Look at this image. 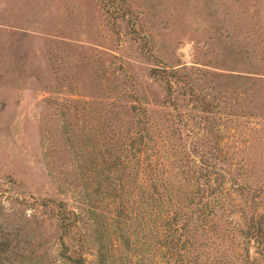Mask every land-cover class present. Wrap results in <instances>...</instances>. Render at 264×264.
Wrapping results in <instances>:
<instances>
[{
  "label": "rangeland",
  "instance_id": "1",
  "mask_svg": "<svg viewBox=\"0 0 264 264\" xmlns=\"http://www.w3.org/2000/svg\"><path fill=\"white\" fill-rule=\"evenodd\" d=\"M123 1L122 15L103 0H0V264H68L62 251L73 247L95 264L99 223L117 203L131 211L133 196L113 201L96 179L73 176L67 120L52 100L71 98L87 115L73 129L87 146L98 124L116 122L115 133L141 120L138 141H159L164 164L173 156L161 141L187 146L211 125L237 181L264 185V0ZM182 64L206 73L208 125L197 104L162 105L163 82L148 73ZM59 207L72 209L71 230L57 224ZM132 223L117 229L131 236ZM254 246L238 237L235 251L264 264Z\"/></svg>",
  "mask_w": 264,
  "mask_h": 264
},
{
  "label": "trees",
  "instance_id": "2",
  "mask_svg": "<svg viewBox=\"0 0 264 264\" xmlns=\"http://www.w3.org/2000/svg\"><path fill=\"white\" fill-rule=\"evenodd\" d=\"M103 1L111 4L114 12H129L123 0ZM148 73L163 82L162 105L178 111L188 103L197 104L203 121L209 124L216 107L205 92L206 87L211 88L205 72L198 69L193 73L192 67L186 69L182 64L150 67ZM52 101L67 120L64 126L69 130V148L75 151L73 176L83 183L96 179L113 201L133 196L129 213L117 203L114 217L99 223L106 230H97L93 241L95 264H260L247 248L244 253L235 251L238 237L255 243L254 253L264 259V185L237 181L229 161L212 139L210 127H214L207 126L187 146L183 141H178V147L176 141H161L162 150L173 156L164 164L158 157L159 141H138L143 136L137 134L141 120L123 122L124 131L115 133L112 128L116 122L98 124L92 132L95 140L87 146L73 132L87 115L71 98ZM46 142L49 154L57 157L61 146L50 137ZM177 160L182 161L180 165ZM58 215L60 228L71 230L76 222L72 209L59 207ZM124 219L138 225V229L131 228V236L117 229ZM106 222L111 225L106 226ZM134 241L144 246L140 252L130 250ZM62 255L68 264H86L79 248L63 250Z\"/></svg>",
  "mask_w": 264,
  "mask_h": 264
}]
</instances>
